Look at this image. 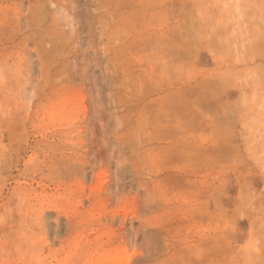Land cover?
Segmentation results:
<instances>
[{"label":"rangeland","instance_id":"374dc122","mask_svg":"<svg viewBox=\"0 0 264 264\" xmlns=\"http://www.w3.org/2000/svg\"><path fill=\"white\" fill-rule=\"evenodd\" d=\"M0 264H264V0H0Z\"/></svg>","mask_w":264,"mask_h":264},{"label":"bare ground","instance_id":"6f19581e","mask_svg":"<svg viewBox=\"0 0 264 264\" xmlns=\"http://www.w3.org/2000/svg\"><path fill=\"white\" fill-rule=\"evenodd\" d=\"M41 1H42V0H41ZM47 2H48V1H47ZM44 4H45V3H44ZM49 4H50V3H49ZM45 6H46V5H45ZM43 7H44V5H43ZM36 8H37V7H36ZM36 8H35V9H36ZM38 8H40V11H41V12L43 11V9L41 10V6L38 7ZM36 11H37V9H36ZM36 11H35V13L38 12V14H36V15H39V14H40V11H37V12H36ZM49 11H50V10H49ZM49 11H48V12H49ZM44 12H45V10H44ZM42 13H43V12H42ZM42 13H41V14H42ZM34 15H35V14H34ZM57 15H58V14H57ZM77 15H78V14H77ZM29 16H30V15H29ZM32 16H33V15H32ZM40 16H41V15L36 16V18L34 19L35 22H37L38 19H40V18H39ZM64 16H65V15H64ZM65 17H66V16H65ZM25 18H26V17H25ZM26 20H27V19H26ZM34 20H33V21H34ZM36 20H37V21H36ZM39 22H40V21H39ZM49 22H50V21H49ZM68 22H69V21H68ZM76 23H78V22H76ZM33 24H35V23H33ZM78 25H79V24H78ZM67 26H68V25H67ZM36 27H37V26H36ZM67 28H68V27H67ZM75 28H76V27H75ZM44 31H45V30H44ZM52 31H53V30H52ZM54 32H55V31H54ZM57 33H58V32H57ZM59 34H60V33H59ZM70 35H71V33H70ZM48 36H49V35H48ZM49 37H50V36H49ZM37 38H39V37H37ZM37 38H36V39H37ZM65 41H67V40H65ZM59 45H60V44H59ZM44 47H45V46H44ZM51 47H52V46H51ZM49 48H50V47H49ZM44 49H45V48H44ZM47 57H48V56H47ZM166 68H167V67H166ZM172 118H173V117H172Z\"/></svg>","mask_w":264,"mask_h":264}]
</instances>
